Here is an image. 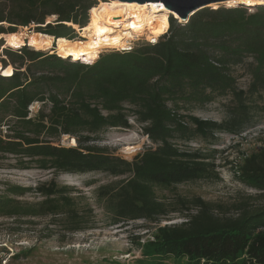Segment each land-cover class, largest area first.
Returning a JSON list of instances; mask_svg holds the SVG:
<instances>
[{
    "label": "trees",
    "instance_id": "obj_1",
    "mask_svg": "<svg viewBox=\"0 0 264 264\" xmlns=\"http://www.w3.org/2000/svg\"><path fill=\"white\" fill-rule=\"evenodd\" d=\"M97 5L96 0H0V35L10 34L6 38L15 46L2 49L6 38H0V168L13 157L19 168L51 170L55 176L105 173L113 180L97 187L98 202L113 222L155 223L153 240L147 241L153 255L185 258L187 264H264V148L244 157L236 171L258 195L232 205L231 215L201 197L167 201L156 193L219 178L209 155L180 144L218 131L243 133L249 102L264 92V4L253 10L205 7L187 22L172 15L156 44L96 57L70 59L32 49L30 39L16 30L34 23L37 32L57 39H83L73 27L88 26ZM50 16H57L55 23L43 26ZM5 22L12 26L1 27ZM240 71L250 77L247 89L238 85ZM227 96L237 102L228 120L218 123L193 113ZM36 103L40 107L31 114ZM130 118L154 147L128 160L95 144L109 128L132 127ZM64 136L76 145L56 143ZM74 190L56 178L34 188L6 185L0 218L34 225V218L49 217V228L61 225L65 235L90 229L91 217L80 211ZM28 192L41 200L19 199ZM257 197L263 201L254 203ZM177 213L183 222L161 225Z\"/></svg>",
    "mask_w": 264,
    "mask_h": 264
},
{
    "label": "rangeland",
    "instance_id": "obj_2",
    "mask_svg": "<svg viewBox=\"0 0 264 264\" xmlns=\"http://www.w3.org/2000/svg\"><path fill=\"white\" fill-rule=\"evenodd\" d=\"M96 1L97 4H100L101 1L111 2V0ZM241 4L220 3L207 7L224 6L232 8L241 6ZM253 9L254 7L250 6V10ZM174 18L177 17L174 16ZM56 19L57 16L48 17L43 26L49 23L54 24ZM178 21L181 22L180 19ZM66 25L69 26L67 23ZM10 26L12 25L7 22L1 25L5 29H9ZM36 28L37 25L34 23L16 25L17 33L23 32L24 36L31 41V46L28 41L22 45L28 44L34 49L30 34L37 32ZM73 29L79 31L77 28L73 27ZM167 30L164 29L163 32L166 33ZM4 36L6 38L8 35ZM79 37L83 38L81 35ZM19 39L20 37H17L16 41ZM148 39H152V35L145 32L143 35H135L131 43L137 47L142 43H147ZM12 47L15 46L10 45L6 38V43L2 49ZM111 51L120 50L106 47L99 53V56ZM44 52L55 53L52 50ZM0 57H3L1 51ZM8 68L4 70V74L7 73ZM243 73V71L238 72V76H240L238 85L242 89H247L250 77ZM249 103L247 122L243 133L240 135L218 131L214 135L206 137L196 135L188 144H180L184 149L199 150L209 155L218 167L219 178L185 183L168 189H158L156 193L159 198L172 201L178 195L188 198L201 197L218 205V208L221 206L223 209H229L225 213L230 212L229 215H231L235 211L232 205L248 198H251L250 201H252V198L258 195L256 190L244 186L236 173L244 157L264 148V92L255 95ZM39 107L40 104L37 103L31 106V114H35ZM235 107H237L235 99L227 96L217 98L206 105L197 106L193 109V113L201 119L222 123L229 119ZM130 121L132 127L109 128L99 136L95 144L107 147L115 155L128 160H132L136 154L144 149L154 147L155 145L148 136L143 133L140 124L135 122L133 118H130ZM71 142V137L64 136L56 143L71 146ZM128 147L131 149L127 150ZM52 178H56L60 185L75 189L73 195L79 197L78 207L81 212L85 213L86 219L91 217L89 225L92 228L65 235L61 225L49 228V217L34 218L37 223L34 225L22 223L15 218L2 217L0 218V255L10 252L9 248H12L15 253L18 250L17 254L28 251L27 255H22L18 259L12 258L10 264H187L185 258L153 255V247L149 246L147 241L153 240L152 232L156 229L155 223H150L145 219L113 222L98 202L95 193L98 186L113 180L105 173H61L55 176L51 170H41L36 167L19 168L16 166L15 158L10 157L2 162L0 168V193L6 185L34 188L41 182H49ZM19 199L23 202L33 203L41 200V197L36 193L28 192ZM260 201H263L260 197L253 200L254 203ZM89 209H92L91 215H89ZM225 213L220 212V214ZM184 220L185 217L177 213L171 216V220L161 222V225L179 224ZM49 229H53V231Z\"/></svg>",
    "mask_w": 264,
    "mask_h": 264
},
{
    "label": "bare ground",
    "instance_id": "obj_3",
    "mask_svg": "<svg viewBox=\"0 0 264 264\" xmlns=\"http://www.w3.org/2000/svg\"><path fill=\"white\" fill-rule=\"evenodd\" d=\"M226 3L254 6L264 4V0H248V2L230 0L221 4ZM170 15L180 19L177 13L170 11L161 3L122 2L119 0H111L108 3L101 1L92 11L91 22L88 26L80 28L78 25H74L80 31H77L79 35L84 39L69 41L64 37L57 39L41 32H33L30 36L36 50H52L62 57H71L72 59L85 55L96 57L106 47L124 49L135 38V35H143L148 32L153 39L160 37L159 34L169 28ZM0 38H5V36L0 35ZM18 42L22 41L18 40ZM71 141L72 146L76 145L74 138H71ZM130 149V147L127 148V150Z\"/></svg>",
    "mask_w": 264,
    "mask_h": 264
},
{
    "label": "water",
    "instance_id": "obj_4",
    "mask_svg": "<svg viewBox=\"0 0 264 264\" xmlns=\"http://www.w3.org/2000/svg\"><path fill=\"white\" fill-rule=\"evenodd\" d=\"M119 1L138 2V3H146V2L161 3L164 4L165 7L170 11L177 13V15L181 19V22H187L189 18L200 9H203L208 5L211 6L212 4L223 3L230 0H119Z\"/></svg>",
    "mask_w": 264,
    "mask_h": 264
},
{
    "label": "built area",
    "instance_id": "obj_5",
    "mask_svg": "<svg viewBox=\"0 0 264 264\" xmlns=\"http://www.w3.org/2000/svg\"><path fill=\"white\" fill-rule=\"evenodd\" d=\"M78 38L79 37V33H78ZM159 40V37L156 39H148L147 43L150 44H156ZM134 45L132 43L127 44L124 49H118L120 50V52H130L134 49ZM10 252H6L2 255H0V264H10L11 259L17 254L18 250H16V253L13 251L12 248H9Z\"/></svg>",
    "mask_w": 264,
    "mask_h": 264
},
{
    "label": "snow or ice",
    "instance_id": "obj_6",
    "mask_svg": "<svg viewBox=\"0 0 264 264\" xmlns=\"http://www.w3.org/2000/svg\"><path fill=\"white\" fill-rule=\"evenodd\" d=\"M245 2H248V0H245Z\"/></svg>",
    "mask_w": 264,
    "mask_h": 264
}]
</instances>
